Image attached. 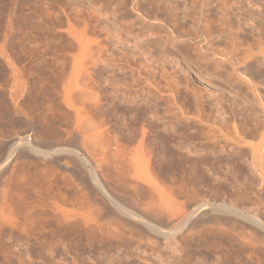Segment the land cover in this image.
I'll return each mask as SVG.
<instances>
[{
  "label": "rangeland",
  "instance_id": "374dc122",
  "mask_svg": "<svg viewBox=\"0 0 264 264\" xmlns=\"http://www.w3.org/2000/svg\"><path fill=\"white\" fill-rule=\"evenodd\" d=\"M263 22L264 0H0V264H264V232L213 212L264 223L259 174L246 152L222 148L224 115L257 105L239 99L233 69L245 70L225 73L219 60L264 35ZM131 116V130L145 121L156 137L141 166L130 161L135 138L105 146ZM69 149L155 225L177 227L173 210L187 203L206 211L156 243L92 188Z\"/></svg>",
  "mask_w": 264,
  "mask_h": 264
},
{
  "label": "bare ground",
  "instance_id": "6f19581e",
  "mask_svg": "<svg viewBox=\"0 0 264 264\" xmlns=\"http://www.w3.org/2000/svg\"><path fill=\"white\" fill-rule=\"evenodd\" d=\"M160 1V0H158ZM157 2V0H156ZM161 3V2H160ZM159 3V4H160ZM118 4V3H117ZM116 4V5H117ZM158 4V3H157ZM218 6V5H217ZM158 7H160L158 5ZM157 7V8H158ZM204 12V11H203ZM202 12V13H203ZM201 14V13H200ZM203 16V14H201ZM68 20V19H67ZM69 23V22H67ZM262 23V22H261ZM264 23V22H263ZM71 24V23H69ZM68 24V25H69ZM71 27V26H70ZM72 28V27H71ZM70 30V29H69ZM249 30V29H248ZM71 32V30L69 31ZM73 32V31H72ZM71 32V33H72ZM253 32V31H252ZM255 32V31H254ZM260 32V31H259ZM258 31L256 33H259ZM255 33V34H256ZM261 33V32H260ZM70 34V33H69ZM73 34V33H72ZM253 33V35H255ZM263 33H261L262 35ZM233 35V34H232ZM231 35V36H232ZM237 35V34H236ZM252 35V33H251ZM252 35V36H253ZM73 36V35H72ZM235 36V35H234ZM245 36V35H244ZM250 36V34L248 35ZM222 38V36H220ZM238 37V39L240 38L239 36H236ZM235 37V38H236ZM251 37V36H250ZM234 37L232 36V39ZM246 38V37H245ZM248 38V37H247ZM246 38V39H247ZM74 39V37L72 38ZM241 39H243L241 37ZM239 39V40H241ZM251 40V43H246V45L244 44V40L242 42H240L239 47L236 48L235 47V44L233 47H235V49L230 51L228 46L226 48L225 46V49H228L226 51H224L223 53L219 54L220 55V63H222V69L224 68L226 70L225 73H227L229 71V69H231L230 66H240L243 70H245V74H240V70H235V68L233 69V71L237 73V80L239 81V90H240V98L239 99H248L249 97H252L253 101L255 102V104L257 105V107H253V109L255 108L257 111H255V109H250L249 107H247V104H246V100L245 101H241L243 104L242 106H240V108L238 107V104L236 106V103H235V108L236 111L234 112H231L232 113V116H228L226 113V116L224 115V118H223V127L224 129H226V134L228 135V141H225L224 142V145L222 144V148L223 150L226 149V155L227 153L229 154V152L227 150H232L234 152L235 155L241 157V158H245L242 154H247V157H248V161H249V164L250 166H252V168L255 170L254 172H257L260 176V181L261 183L264 184V94L260 95L258 92V88H260L261 86H264V35L260 36L256 34V37L253 36V38L251 37L250 38ZM236 40V39H235ZM234 41V39H233ZM236 42V41H235ZM247 42V40H246ZM231 43V42H230ZM238 43V41L236 42ZM230 45V44H229ZM233 45V43H232ZM231 45V46H232ZM76 57V56H75ZM73 58V56H72ZM72 60V59H71ZM74 62V64L76 65L77 61L76 60H72ZM102 61V60H101ZM96 62V61H95ZM94 64V63H93ZM97 64V63H96ZM72 65V63H71ZM73 65V67L75 66ZM95 65V64H94ZM100 65V64H99ZM221 65V64H220ZM77 67V66H76ZM95 67V66H94ZM73 69V68H72ZM253 71H252V70ZM241 70V71H243ZM231 71V70H230ZM249 72V73H248ZM98 73V72H97ZM248 73V74H247ZM222 76V75H221ZM220 76V77H221ZM228 78H224L226 80V83H228L230 85L232 81H229V74L227 75ZM248 76V77H247ZM223 78V77H222ZM223 80V79H222ZM235 79V81L238 83ZM235 83V82H234ZM233 84V83H232ZM229 87V86H228ZM262 90V89H261ZM237 96H238V93H237ZM115 99V98H113ZM250 99V98H249ZM240 101H238L239 104ZM251 106V105H249ZM258 108V109H257ZM225 110V109H224ZM227 112V111H226ZM230 113V115H231ZM234 113V114H233ZM229 114V113H228ZM223 115V114H222ZM116 116V115H115ZM223 117V116H222ZM134 118H136L134 116ZM134 118H131L128 120L127 118V123L126 124H121L123 127H121L120 131L121 133H123V135L121 136L120 133L115 135V138L117 137V139L115 140V142L113 143V140L111 143H107L105 144V146H107L108 148H114L113 150H119L121 149V145L118 138L120 139H123L126 138L127 140L131 139L130 137H133L132 140L134 139V143L137 145L136 149H134V154H132L129 150V152L132 154V158L130 161L133 162V165H137L138 163H140L139 165L137 166H141L142 164L145 165V163H147L144 158L146 159L147 154L146 152L144 153V150H143V145L145 142H149L152 146H155L156 147V137H153L150 138V136L147 134L148 132L143 128L144 124L146 123L145 121L142 123V125L140 126V129H138V131H134V130H131V125H129V122H133L134 121ZM144 118V117H143ZM152 119L151 117L149 118V120ZM154 119V118H153ZM122 120V119H121ZM139 122V121H138ZM156 124V123H155ZM117 126V125H116ZM149 128V127H148ZM155 128V127H154ZM151 129V127H150ZM223 129V130H224ZM230 129H232V132L230 131ZM155 130V129H154ZM156 131V130H155ZM163 131V130H162ZM153 132V131H152ZM157 132V131H156ZM174 132V131H173ZM224 132H222V134H224ZM154 133V132H153ZM176 133V132H175ZM167 134V133H166ZM169 134V133H168ZM172 134V133H171ZM224 134V135H226ZM151 135V134H150ZM155 136V133L153 134ZM157 135V134H156ZM170 135V134H169ZM175 135V134H174ZM173 135V136H174ZM182 135V134H181ZM226 136H223L224 138L227 137ZM172 136V135H171ZM172 136V137H173ZM207 136V135H206ZM158 137V136H157ZM169 137V136H168ZM208 137V136H207ZM192 138V137H191ZM112 139V138H111ZM226 139V138H225ZM223 139V140H225ZM126 140V141H127ZM129 140L127 143H129ZM158 140V139H157ZM177 140V139H176ZM101 141V140H100ZM99 141V142H100ZM107 142V141H106ZM105 142V143H106ZM132 142V141H130ZM123 143V142H122ZM98 144V142H97ZM100 144V143H99ZM103 145V143H101ZM124 144V143H123ZM130 144V143H129ZM179 144V143H178ZM93 147V146H92ZM97 147V146H96ZM146 147V146H145ZM18 148V147H17ZM15 149L13 148V151L11 152V156L9 159H11L12 155L14 153H18V149ZM116 148V149H115ZM31 146H29V150H31ZM34 149V148H33ZM84 149V148H83ZM106 149V148H105ZM133 149V148H132ZM180 149V148H179ZM87 150V149H86ZM95 150V149H94ZM96 151V150H95ZM106 151V150H104ZM124 151V150H123ZM204 151V150H203ZM39 153V150L37 151ZM58 152V151H56ZM55 152V153H56ZM66 152V155L69 157V159L74 162V163H77V165H79L80 168L83 169V171H85L87 173V177L90 181V184L92 186V188L95 190V191H101L102 194H103V197L105 198H108V200L110 201V203L115 206V208H117L116 210L119 211V213L125 217L126 220H128L129 222H133L134 224H136V226H139V228L141 230L144 231V233H146L147 235H149L153 240L156 241H165V242H168V241H171L174 239L175 235L183 232L184 230L188 229L190 227V225H195L197 224V216L201 215V213L205 212L206 209L204 208L203 209V206L204 205H199V206H196L193 208V204L192 203H187L184 205V207H175L174 208V214L176 216H178V220L175 219L177 221V227L175 228H171L170 230H167V229H164L158 225H155L154 223L151 222V220L149 219V217L144 214V213H141L139 210H137L135 207H129V208H126L125 206H127V203L125 205L123 199L121 198H118L116 195H114V193L110 192L109 188L107 189L106 185L102 184L101 182V179L98 178L97 174L93 171L92 167L91 168H88L87 167V164L90 163L88 162V160H90L88 158V160L84 157H81L79 152L76 150H66L64 151ZM82 152V151H81ZM86 152V151H84ZM92 152V151H91ZM90 152V153H91ZM109 152V151H108ZM133 152V151H132ZM225 152V151H224ZM34 153V151H33ZM41 153V152H40ZM63 153V151H62ZM124 153V152H123ZM129 153V154H130ZM148 153V152H147ZM151 153V152H149ZM231 153V151H230ZM42 154V153H41ZM59 154V153H58ZM109 154V153H108ZM128 154V155H129ZM153 154V153H152ZM245 154V155H246ZM47 155V154H45ZM44 155V156H45ZM87 155V154H85ZM91 155V154H90ZM104 155V154H102ZM117 155V154H116ZM150 155V154H149ZM230 155V154H229ZM234 155V156H235ZM113 156V155H112ZM233 156V154H232ZM231 156V157H232ZM233 156V157H234ZM236 158H239L237 157ZM93 157V156H91ZM95 157V156H94ZM93 157V158H94ZM129 157V156H128ZM152 157V156H151ZM227 157H230V156H227ZM102 158V157H101ZM104 158V157H103ZM15 159V158H14ZM128 159V158H127ZM115 160V159H114ZM228 160V158L226 159ZM245 160V159H244ZM7 161V160H6ZM92 161V160H91ZM124 161V160H123ZM144 161V163H143ZM247 161V162H248ZM4 162V161H3ZM119 162V161H118ZM70 163V162H69ZM99 163V162H98ZM142 163V164H141ZM91 164V163H90ZM114 164V163H113ZM116 164V163H115ZM114 164V165H115ZM229 164V163H228ZM117 165V164H116ZM143 165V166H144ZM4 166V165H3ZM89 166V164H88ZM97 166V165H96ZM128 166V164H127ZM131 166V165H130ZM129 166V167H130ZM126 168V167H125ZM101 169V168H100ZM124 169V168H123ZM78 170V169H77ZM122 170V169H121ZM80 171V170H79ZM1 173V172H0ZM124 173V172H123ZM80 174V173H79ZM122 174V173H121ZM101 177V176H100ZM120 177V175H119ZM86 181V180H85ZM112 191V190H111ZM100 192V194H101ZM4 199V198H3ZM121 199V200H120ZM197 205V204H196ZM221 205V204H219ZM226 206V205H225ZM207 207V205L205 206ZM212 207V206H211ZM187 209H190L189 211L186 212ZM209 209V207H208ZM62 210V209H61ZM185 210V211H184ZM214 211H217L218 213H227V215H234L239 218H244L245 221H247L248 223H250L252 226H254L255 228H258L259 230L263 231L264 232V223L261 222L258 218L256 217H250V216H246V217H243L242 214L238 213L237 211H233L231 209H229L228 207H216L214 208L213 212ZM212 212V213H213ZM173 213V212H172ZM209 213V212H208ZM205 214V213H204ZM211 214V213H210ZM202 216V215H201ZM206 216V215H204ZM195 217V218H194ZM201 219H203V217H200ZM196 219V220H195ZM243 219V221H244ZM101 220V219H100ZM153 220V219H152ZM160 220V219H159ZM162 221V220H160ZM101 222V221H100ZM126 222V221H125ZM155 222V221H154ZM157 222V221H156ZM166 222V221H165ZM170 222V221H169ZM174 222V221H173ZM132 223V224H133ZM162 223H164V221H162ZM161 223V224H162ZM168 224V222H166ZM122 224V223H121ZM175 224V223H174ZM127 225V224H125ZM163 225V224H162ZM98 226V225H96ZM134 226V225H133ZM191 226V227H192ZM253 227V228H254ZM190 231V230H189ZM143 233V234H144ZM190 234V232H189ZM142 236V235H141ZM148 236V237H149ZM147 237V236H146ZM145 237V238H146ZM150 239V240H152ZM175 240V239H174ZM141 241V240H140ZM149 241V240H148ZM145 242V240H144ZM147 242V241H146ZM150 242V241H149ZM18 243V242H17ZM155 243V244H156ZM142 244V243H141ZM152 244V243H151ZM154 244V242H153ZM175 244V243H174ZM153 246V245H152ZM164 246V245H163ZM162 246V248H163ZM178 246V245H177ZM158 247V246H157ZM166 247V246H165ZM138 248V247H136ZM153 248V247H152ZM166 249V248H165ZM173 249V248H172ZM27 250V249H26ZM167 250V249H166ZM170 250V249H169ZM175 250V249H174ZM173 250V252H174ZM171 251V250H170ZM177 251V250H176ZM27 252V251H26ZM117 252V251H116ZM119 252V251H118ZM165 252V251H164ZM169 252V251H168ZM167 252V253H168ZM66 253V252H65ZM115 254V253H114ZM113 254V255H114ZM159 254V253H158ZM111 255V254H110ZM116 255V254H115ZM107 256V255H106ZM160 256V255H159ZM106 258V257H105ZM104 258V259H105ZM112 258V257H111ZM169 258V257H168ZM178 258V257H177ZM110 259V258H109ZM160 259V258H159ZM179 259V258H178ZM177 260V259H176ZM172 263H176L175 260L172 259ZM162 262V261H161ZM179 264V263H178Z\"/></svg>",
  "mask_w": 264,
  "mask_h": 264
}]
</instances>
